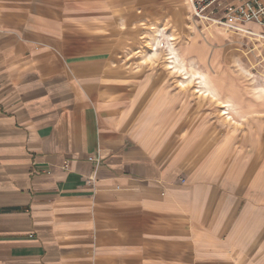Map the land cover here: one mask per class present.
I'll use <instances>...</instances> for the list:
<instances>
[{"label":"crops","instance_id":"obj_1","mask_svg":"<svg viewBox=\"0 0 264 264\" xmlns=\"http://www.w3.org/2000/svg\"><path fill=\"white\" fill-rule=\"evenodd\" d=\"M114 12L0 0V264H264V208L222 174L211 98L116 55ZM194 41L187 64L233 98Z\"/></svg>","mask_w":264,"mask_h":264},{"label":"rangeland","instance_id":"obj_2","mask_svg":"<svg viewBox=\"0 0 264 264\" xmlns=\"http://www.w3.org/2000/svg\"><path fill=\"white\" fill-rule=\"evenodd\" d=\"M106 1L115 10L114 27L109 29L115 34L113 39L117 40L123 35L129 44L123 49L116 47L115 54L130 57V67H148L170 73V46H174L183 56L182 45L188 39H194L200 45L198 48L205 46L210 58L217 57V64H212L210 70L226 74L225 83L221 86L226 88L225 91L232 90L233 98L228 95L224 99L216 81L208 71L205 72L221 99L234 104L232 114L235 120L225 118L219 101L197 92L211 98V117L218 125L217 133L224 139L221 149L226 159H223L222 174L227 176L229 171L234 172V179L242 183L245 192L250 193L258 205L264 208V38L237 35L221 25L217 27L197 23L192 15L190 0ZM239 1L217 0L215 6L221 15ZM159 26L163 28L158 29ZM249 27L260 31L257 25ZM214 29L217 31L214 32ZM158 32L161 33L158 54L148 59L146 56L151 52V44ZM136 61H144L145 64ZM190 85L196 91V83Z\"/></svg>","mask_w":264,"mask_h":264},{"label":"built area","instance_id":"obj_3","mask_svg":"<svg viewBox=\"0 0 264 264\" xmlns=\"http://www.w3.org/2000/svg\"><path fill=\"white\" fill-rule=\"evenodd\" d=\"M193 5V18L204 19L227 28L230 32L249 37L264 38V0H240L231 5L223 14L219 15L215 3L217 0H190ZM250 25H257L260 31L251 29ZM261 34V35H260ZM89 160L99 165L101 157H89ZM94 176H89L88 183H92Z\"/></svg>","mask_w":264,"mask_h":264},{"label":"bare ground","instance_id":"obj_4","mask_svg":"<svg viewBox=\"0 0 264 264\" xmlns=\"http://www.w3.org/2000/svg\"><path fill=\"white\" fill-rule=\"evenodd\" d=\"M161 33L154 38L151 44V52L146 56L148 59H152L158 54V46L160 42ZM168 67L172 72L180 74L182 77L179 80V85L182 87L188 86V84L195 82V89L203 95H208L212 99L219 101L221 105V112L225 115L226 119L235 120L232 111L234 110V104L229 100H223L220 97L217 89L211 84L206 72L200 67H197L195 63L190 64L185 63V60L180 53L177 52L174 46H170V53L168 57Z\"/></svg>","mask_w":264,"mask_h":264}]
</instances>
